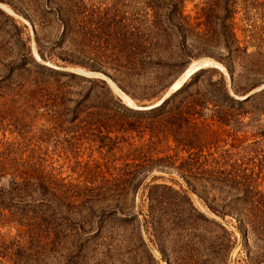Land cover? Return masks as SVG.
Here are the masks:
<instances>
[{
	"label": "rangeland",
	"instance_id": "374dc122",
	"mask_svg": "<svg viewBox=\"0 0 264 264\" xmlns=\"http://www.w3.org/2000/svg\"><path fill=\"white\" fill-rule=\"evenodd\" d=\"M76 1L79 34L72 42L62 38L65 23L58 21L52 5L53 13L48 12L45 0H0V150L10 146L20 163L34 160L43 166V180L50 187L43 199L51 200L54 192L63 196L36 219L34 213L0 206V246L9 249L7 257L0 254V264H264V238H247L246 226L238 221L242 206L222 209L230 195H242L248 188L264 192V0H238L236 34L250 56L230 63L234 82L221 61L227 54L222 46L196 44L189 36L182 55L178 38L172 39L169 81H177L193 62L209 59L228 75L214 67L203 69L214 71V81L224 76L235 100L252 96L243 108L222 105L220 110L233 113L231 123L209 129L212 140L193 151L172 137L152 138L149 128L126 131L135 122L149 127L152 118L113 109L112 96L130 107L109 82L78 72L106 75L138 106L163 97L140 102L136 91L121 88L105 73L114 74L110 66L116 59L122 62L125 22H136L144 0ZM206 1L185 0V14L196 17ZM99 18L108 34L101 47L82 35ZM43 66L92 82L53 75ZM207 85L205 78H198L175 100L204 92ZM216 110L209 106L182 129L203 130L202 123H213ZM169 117L177 122L187 116ZM195 122L200 124L196 131ZM143 164L145 171L135 181L140 184L125 198L117 201L107 192L92 202L83 196L101 188L96 186L101 176L110 178L127 165ZM233 172L252 176L254 182L239 185L244 180L236 184L222 175ZM10 181L8 175L0 186L7 188ZM149 193L158 199L152 208ZM197 193L208 196L209 203ZM209 204L235 215L222 218ZM140 232L145 246L140 245Z\"/></svg>",
	"mask_w": 264,
	"mask_h": 264
},
{
	"label": "trees",
	"instance_id": "16d2710c",
	"mask_svg": "<svg viewBox=\"0 0 264 264\" xmlns=\"http://www.w3.org/2000/svg\"><path fill=\"white\" fill-rule=\"evenodd\" d=\"M257 1L252 0V3ZM45 2L47 8L49 7L48 12L53 13L52 9L54 8L58 21L65 23L62 38L67 36L72 42L77 41L79 31H76L75 24L78 19L77 13L79 11L77 10L80 9L78 2L76 0H45ZM49 5H52L53 8ZM237 13L238 0H207L198 10L196 17L185 14V0H144L142 13L136 19V22L132 18H127L125 22V31L122 33L121 38V49L123 51L120 52L122 54L120 57H123L122 62L118 64L119 61L116 59V62L110 66L114 74L105 73L115 79L121 88H129L136 91L134 95L138 97L137 100H140V102L161 98L175 83V81L171 82L168 80V71L173 67L170 61L173 55V50L171 51L172 39L175 36L178 38L183 55L187 49L188 37L192 36V42L196 44L205 42L222 46L226 50L227 54L225 58H221V61L230 71L234 82V72L230 67V63L236 59H241L242 56H250L247 52L248 48L240 46V41L236 34L235 18ZM44 21H46L45 18H43V25ZM105 32L103 18H99L97 23H95V28L84 30L82 35L84 36V41L95 39L93 42L98 41V47H101L102 41L107 43L106 38H103L108 37ZM45 58L43 53V59ZM246 61L248 62V60ZM43 69L53 75L78 79L83 82H92L74 73L61 72L45 68V66H43ZM9 71L10 69H8V73ZM213 72L207 69L199 70L160 107L150 111H138L127 108L119 100H114L113 96L111 99L115 104L112 108L152 118L149 127L145 126L146 124L143 122H135L134 125H130L126 129L128 132L149 128L152 138H156L158 135H165L168 138L172 137L177 144L183 145L189 151L199 150L212 140V136L208 134L209 129L218 123L221 125L231 123L233 113L220 110L221 106L226 104L228 107L243 108L252 97H247L245 102L235 100L227 87L225 77L220 74L219 79L214 81ZM115 74H117V77ZM198 78H205L208 84L205 91H198L180 101H176L175 96L185 94L192 86V81ZM257 85L251 86L250 90ZM235 93H238V91L235 90ZM211 105L219 109L215 111L213 119H211L213 123L203 122V130H199L196 133L184 132L182 127L191 123L190 118L194 115L203 114L204 110ZM172 114L187 117L179 118L177 122H174L169 117ZM164 116H167V119ZM199 125L197 122L194 123L195 131L199 128ZM179 130L182 132H179ZM11 151L10 146L0 150V181L8 175L11 176V181L7 188L0 186V206L6 207L9 211H19L22 214L34 213V218L36 219L38 215L43 214V208L44 211H47L52 208V204L57 201L61 202L63 196H60L58 192H54L51 194V200L43 199L47 192L50 194V187L43 180V166L34 162V160L20 163ZM145 168L144 164L127 165V169L120 170L119 173L115 174L116 176L114 174L110 178L101 176L102 183L96 185L101 188H94L91 192L92 195L85 194L83 196L90 198L92 202H97V197L101 196L99 195L100 193L110 192L108 195L116 197L117 201L123 199L140 184V182L135 181L140 174L144 173ZM222 175L228 182L236 184L238 179L244 180L238 182L239 185L250 186L251 180L254 182L252 176H243L240 172L222 173ZM108 185L113 188H107ZM64 194L68 195V192ZM197 195L206 204L209 203L208 196L199 193ZM184 197L190 200L188 195ZM149 200L151 208L158 202V199L153 197L151 193H149ZM223 204L224 207L222 206V209L230 208L233 204H240L242 206L240 209L242 218L238 219V221L246 226L247 238L252 235L264 238V192L248 188L242 195L234 194L230 195L228 199L224 198ZM209 207L222 218H225L227 214L235 215L233 211L217 210L211 205ZM150 219L149 223L153 226L154 216L152 213ZM139 242L141 246H145L141 232L139 233ZM0 249H2L0 254L3 257H7L9 249L1 246Z\"/></svg>",
	"mask_w": 264,
	"mask_h": 264
},
{
	"label": "bare ground",
	"instance_id": "6f19581e",
	"mask_svg": "<svg viewBox=\"0 0 264 264\" xmlns=\"http://www.w3.org/2000/svg\"><path fill=\"white\" fill-rule=\"evenodd\" d=\"M36 56H37V54H36ZM207 67H214V68L220 70L221 72L226 73L224 67L221 64L214 62L212 60L204 59L201 61H195L186 69V71L183 73V75L177 81H175V83L172 85V88H170L171 91L180 90V88L183 86L184 81L187 82V80L190 77H192L196 72H198L199 70H202L203 68H207ZM192 72H194V73H192ZM191 73H192V75H190ZM189 75H190V77H188ZM226 75H228V73H226ZM100 78H102V77H100ZM110 85L112 86L113 90H115V92L119 95L118 97L123 101V103L125 105H127L130 108L131 107L136 108V105L133 103V101L128 96H126L124 93H122L118 88H115V86L113 84L110 83ZM244 98L245 97L242 96V98H240V99H244ZM158 102H156V103H158ZM159 104L160 103H158L156 106H158Z\"/></svg>",
	"mask_w": 264,
	"mask_h": 264
},
{
	"label": "water",
	"instance_id": "95a60500",
	"mask_svg": "<svg viewBox=\"0 0 264 264\" xmlns=\"http://www.w3.org/2000/svg\"><path fill=\"white\" fill-rule=\"evenodd\" d=\"M78 72L82 76L88 77V78H100V77H102V79L104 81L110 82L111 84H113L115 86V88H117V86L113 83V81L109 77H107L106 75H104V74H101V73H93V72H88V71H84V70H79ZM194 72H192V73H194ZM192 73L190 75H192ZM190 75L188 77H190ZM185 83H186V81L183 82V85ZM171 88H172V86H171ZM175 93H176L175 90L171 91V89H169V91L159 100L158 103H160V104L158 106H156L158 103H155V104L150 105V106H138V105H136V108H134V109L139 110V111H150L152 109H155L157 107H160L166 100H168Z\"/></svg>",
	"mask_w": 264,
	"mask_h": 264
}]
</instances>
